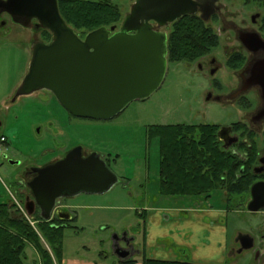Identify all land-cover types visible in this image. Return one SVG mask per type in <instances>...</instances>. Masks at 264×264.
<instances>
[{"label": "rangeland", "instance_id": "374dc122", "mask_svg": "<svg viewBox=\"0 0 264 264\" xmlns=\"http://www.w3.org/2000/svg\"><path fill=\"white\" fill-rule=\"evenodd\" d=\"M134 1L109 0L118 7L122 20ZM220 3L225 5L223 17L216 16L207 21L219 35L218 47L204 59L191 63L167 62L160 87L148 98L129 103L109 120L71 118L66 124L64 112L45 92L20 97L13 102V93L25 77L31 58L29 42L19 40L16 35L26 37L29 31L10 26L0 41V136L6 139L0 145V203L15 204L26 217L24 202L31 196L22 178L24 170L52 163L55 155H63L75 144L116 156L113 168L118 180L109 191L81 193L62 201L64 205H72L76 214L72 227L63 230L62 258L65 260L97 257L99 253L109 256L114 238L125 233L136 238L137 245L142 244L147 234L152 243L158 242L156 238L162 234L153 227L155 223L151 218L138 215L144 206H171L163 212L165 215H173L171 210L174 208L182 209L183 212H176L177 219H164L160 224L161 231L166 233L160 238V245L173 253L171 260L174 261L227 264L222 260L238 232L253 233L257 240L264 242V213L252 214L246 210L250 191L245 195H233L229 200L225 190L214 191L207 199L204 196L164 197L158 194L159 142L158 137L151 136V126L213 124L220 128L230 127L245 121L257 102L256 90L244 97L250 103L249 107H243L239 101L206 102L207 91L212 96L224 97L236 84L235 72L226 65L222 55V49L228 47L226 38L231 32L221 20L235 24L244 20L245 26L256 29L250 18L258 14L255 24L259 26L263 15V9L256 4L243 5L240 0H220ZM33 34L32 39L47 40L45 31ZM260 34L264 37V31ZM210 57H215L221 65L214 76H210L206 66ZM199 62L206 66L202 71L196 67ZM214 81L220 88L213 84ZM261 129L264 130V125ZM252 133L258 157L264 151V135ZM190 210L194 212L190 213ZM205 210L214 213L207 214ZM30 224L34 226L33 222ZM224 239L227 246L220 253L216 244ZM41 243L50 252L42 238ZM152 251L151 244L147 243V254ZM24 253L23 264H42L39 253L31 245L25 247ZM241 260L231 264H242L244 261ZM53 263L56 264L54 259Z\"/></svg>", "mask_w": 264, "mask_h": 264}, {"label": "water", "instance_id": "95a60500", "mask_svg": "<svg viewBox=\"0 0 264 264\" xmlns=\"http://www.w3.org/2000/svg\"><path fill=\"white\" fill-rule=\"evenodd\" d=\"M214 3L215 0H135L119 28L100 27L80 38L60 15L58 0H0V8L24 27L34 19L51 34L48 44L36 43L32 47L28 73L15 96L47 90L75 117L112 119L129 103L148 98L163 82L167 38L158 30L185 15H195L198 10L202 20L208 21L215 12ZM238 39L252 53L264 47L257 33L247 37L239 33ZM252 73L253 79L226 97V102L256 85L264 90V68L254 65ZM229 132L230 127L219 128L218 140L225 142L224 136ZM78 156L74 149L63 159L31 168L25 175L27 178L35 174L27 182L31 197L25 198L24 210L28 217L38 212L43 221H50L52 215L70 221L69 212L57 209L59 200L81 193L103 194L117 183L116 175L96 154L85 159ZM259 163L253 175L264 171V154ZM246 210L252 214L264 210V182L251 185ZM247 241L250 243V239ZM119 257H127V252Z\"/></svg>", "mask_w": 264, "mask_h": 264}, {"label": "trees", "instance_id": "16d2710c", "mask_svg": "<svg viewBox=\"0 0 264 264\" xmlns=\"http://www.w3.org/2000/svg\"><path fill=\"white\" fill-rule=\"evenodd\" d=\"M263 9L259 20L264 31V0H244ZM60 15L80 37L100 27L118 26L122 17L118 7L109 0H58ZM46 32V38L51 34ZM219 45V37L207 22L195 15H185L172 23L167 37L168 62H194L211 53ZM240 124L233 125L237 131ZM219 126L159 125L151 126V136L159 142L158 194L165 197L209 198L214 191L225 190L229 200L233 195L249 193L255 178L251 167L257 164V150L253 133L247 137L252 147L244 174V187L239 176L241 160L223 149L217 138ZM142 215V214H141ZM34 223V226L30 224ZM43 221L39 213L24 217L15 204L0 203V264H23L25 247L31 245L40 255L42 264H61L63 230L71 223ZM41 238L47 243L46 250ZM125 261L124 264H132ZM142 264H193L188 262L142 258Z\"/></svg>", "mask_w": 264, "mask_h": 264}, {"label": "flooded vegetation", "instance_id": "af4514ba", "mask_svg": "<svg viewBox=\"0 0 264 264\" xmlns=\"http://www.w3.org/2000/svg\"><path fill=\"white\" fill-rule=\"evenodd\" d=\"M2 1H6V0H2ZM224 1L229 2L230 0H224ZM240 1L242 2L243 5H245L244 0H240ZM214 7H215V12H214V14L211 15L209 20L214 19V17H216V16L220 17V18L223 17L222 11L224 12L225 5H222L220 3V0H215ZM196 14L199 15L200 17L202 15V13L199 10L197 11ZM256 15H254V16H256L254 21H252V17H254V16H251V18H250L251 23L256 27V29H252V28L245 26L244 20L239 21V24H235L233 22H227L224 19L221 20L222 25H224L225 27H228V30L231 32V35L227 36V38H226L227 42H228V47H225L224 49H222V55L225 58L226 65L230 69H232L233 72H235L233 75L235 77L236 84L234 85L233 88H231L230 93L227 96L220 97V100L217 102L233 103L235 101H239V103L243 107L244 106L249 107L250 103L244 97L248 92L253 91V90H256L255 97H256V100L258 102L257 103L255 101V106H254L252 112H250L248 115H246V120L245 121L243 120L242 122H238V124H240L238 132H235L233 130V125H236V123H234L230 126V132L228 133V135L224 136L225 142L219 140L223 149L231 151L232 154H236L240 158L241 168L239 170V176H240V179L243 183V187H244V174H245V169L247 167V162H248V153H249L248 150H250L252 147L251 143L249 142L247 135L249 132H254V131L258 132V133L261 132V135L262 136L264 135V130L262 131V129H261V126L264 125V90L260 86L256 85V86L251 87L246 93L240 95L235 100L226 102L224 99L226 97L232 95L233 93H235L239 89V87L242 86V84L249 82L253 79L254 75L252 73V69H253L254 65H260L261 67L264 68V66H263L264 65V47L263 48L260 47L256 52L252 53V52H249L244 47V45L241 43V41L238 39L239 33L243 34V36L246 35V37L252 33H257L259 35V37L262 39V41L264 42V37H262L260 34V33H262V31L260 29V25L257 26L255 24L256 19L259 17L258 14H256ZM205 22H207V21H205ZM151 24L153 26H156V24L153 22ZM171 25H172V23L168 24L167 26L160 28L158 31L165 34L166 38H167L168 34L170 32ZM10 26L18 27L21 30H25L26 32L29 31V32H27L28 34H26V37H22L19 35H16V36L19 40H24V41L26 40L29 42V45L31 46V49L29 51L31 58H32V47L36 43L48 44L51 41V37L47 40H45V39H39L38 40V39H34V38L32 39V36L34 35L33 33H39L42 31H46L45 29H42L39 27L36 20H34V19L31 20L30 24L27 27H24L22 25V22H19L10 13H8L7 11L0 8V41L3 39V37L6 36V32ZM209 27L213 30V28L210 25H209ZM32 29H33V33H32ZM20 33H22V32H20ZM20 33L16 32V34H20ZM217 36L219 37L218 34H217ZM209 55H210V53L208 54V56ZM206 56L201 57L200 60L204 59ZM31 58H30V61H31ZM30 61H29V64H30ZM29 64L27 66V73H28ZM206 66H207V68H209L210 76H214V74L221 67L219 61L216 60L215 57H210ZM206 66L205 65L202 66V64L200 62L196 65V67H198V69L200 71H202L204 68H206ZM213 84L216 87L220 88V84L218 82L214 81ZM19 85H18V87H19ZM18 87L16 88V90L13 93V97H12L13 102L17 98H20V97L31 96V95L36 94L38 92H45V93L50 95L51 99L64 112L65 118H66V124L70 123L71 118L82 119V118H78V117H75V116L69 114L59 104V102L54 97V95L52 93H50L49 91L40 90V91L34 92L32 94H29V95H22V96L16 97L15 94H16ZM208 96L210 98L207 100ZM217 97L218 96H214V95L212 96L211 93L208 91L205 95L206 102L216 101L215 98H217ZM232 139H236V141L232 142ZM74 149L77 150L78 155H79L78 158H80V159H85L93 153L96 154L101 160L104 161L107 168L113 174H115L113 165L116 162V156L114 154L108 153V154L104 155V154L98 153L94 150H91L90 148L85 147L84 145H82L80 143L75 144L67 152H64L63 155H58V154L55 155L56 158H55V160H53L52 163L63 159L69 152H71ZM263 154H264V151L261 155H259L257 157V159H256L257 164L254 165L253 167H251V172L253 171L254 168L260 166L259 159L263 156ZM52 163H50V164H52ZM30 171H31V168L25 169L24 174L22 175L23 180L26 182V186H27V182L35 175V174H29L27 176V178H25V175L30 173ZM252 174H253V172H252ZM254 177H256L255 182H258V181L264 182V171L262 173H260L259 175H254ZM62 201H65V199L59 200L56 207H57V209H61L62 211L69 212L71 214V220L70 221L60 220L55 215H52V218L50 221H52V220L60 221V222L62 221L65 224L73 223L75 218H76V216H75L76 214H74V212H73V207L62 204L63 203ZM248 202L246 203V206H247ZM262 212L264 213V210H262ZM64 223H61L60 225L63 226V225H65ZM248 233L249 232H246L243 234V233L238 232L233 237L229 248H227V250H226L225 260L224 259L222 260L223 263L231 264L235 261H242L241 259H243L244 262L242 264H264V242H263V239L257 240L255 234L251 233V235H250ZM243 236H244V239H243ZM248 239H250V243L247 241ZM129 240L130 239H128L126 234H122L121 236L115 237L113 249H112V254L118 258H120L119 255H121L122 253H125V252H127L128 256L130 254H134L136 252V248H134L131 245ZM225 245L227 246V243H225Z\"/></svg>", "mask_w": 264, "mask_h": 264}, {"label": "crops", "instance_id": "0c3cea01", "mask_svg": "<svg viewBox=\"0 0 264 264\" xmlns=\"http://www.w3.org/2000/svg\"><path fill=\"white\" fill-rule=\"evenodd\" d=\"M161 196V195H160ZM165 197V196H164ZM70 207H73L72 205H68ZM85 207V206H82ZM171 206L169 205H162V206H158L157 208H149L148 207H143L141 208V213H138L139 216L141 217H146V218H151V220L155 223L152 224L153 227L155 228V230L160 231L162 235H158V242H151L149 239L148 234L146 235V237L143 238L142 240V244L141 245H137L136 243V238L130 236L129 234L125 233L126 236L128 237V239H130V243L131 245L136 248V252L134 254H130L129 256L127 255V257L125 258H118L116 256H114L113 254L106 255L104 254H98V256L96 257H91V258H70L68 260H65L64 258H62V262L61 264H124L125 261H129L132 260L133 263L132 264H142V258H151V259H158V260H168V261H174L171 259H174L173 257V253L171 251H166L165 247L160 245V238L163 237L164 233L163 231H161L160 229V224L164 223V219H177V214L176 212L180 211L183 212L181 208H174L173 210H171V212H173V215H165L163 212L167 211V209H169ZM176 207V206H173ZM153 212V213H151ZM190 213L194 212L193 210L189 211ZM207 214H212L214 213L211 210H205L204 211ZM151 213V214H150ZM142 214V215H141ZM152 227V228H153ZM149 243L151 244V249L153 250L151 252V254H147L146 252V244ZM225 243L226 240L224 239L223 242L221 241L219 243V245L216 244V248L218 247L219 249L217 251H219L220 253L224 251L225 249ZM173 256V257H172ZM112 257V259H111ZM156 257V258H155ZM222 260V259H220ZM180 262V261H179Z\"/></svg>", "mask_w": 264, "mask_h": 264}, {"label": "built area", "instance_id": "2783aa9c", "mask_svg": "<svg viewBox=\"0 0 264 264\" xmlns=\"http://www.w3.org/2000/svg\"><path fill=\"white\" fill-rule=\"evenodd\" d=\"M5 142H6L5 137L4 136H1L0 137V145L3 144V143H5ZM15 203H16V201H15ZM21 212L24 214V211L23 210H21Z\"/></svg>", "mask_w": 264, "mask_h": 264}]
</instances>
